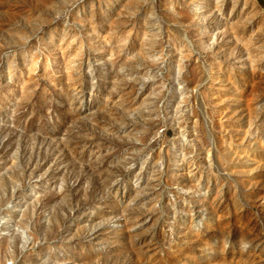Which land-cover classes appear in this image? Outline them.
<instances>
[{"label":"rangeland","instance_id":"obj_1","mask_svg":"<svg viewBox=\"0 0 264 264\" xmlns=\"http://www.w3.org/2000/svg\"><path fill=\"white\" fill-rule=\"evenodd\" d=\"M0 264H264L258 0H0Z\"/></svg>","mask_w":264,"mask_h":264},{"label":"trees","instance_id":"obj_2","mask_svg":"<svg viewBox=\"0 0 264 264\" xmlns=\"http://www.w3.org/2000/svg\"><path fill=\"white\" fill-rule=\"evenodd\" d=\"M260 3H261V5L263 6V8H264V1L263 0H258Z\"/></svg>","mask_w":264,"mask_h":264}]
</instances>
